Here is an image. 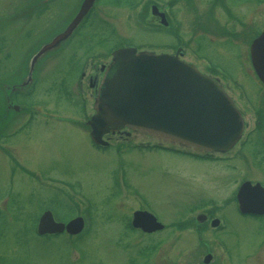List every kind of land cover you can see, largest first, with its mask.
I'll return each mask as SVG.
<instances>
[{"label": "rangeland", "instance_id": "obj_1", "mask_svg": "<svg viewBox=\"0 0 264 264\" xmlns=\"http://www.w3.org/2000/svg\"><path fill=\"white\" fill-rule=\"evenodd\" d=\"M47 1L0 0L1 77L7 78L8 71L21 68L26 50L33 45L39 48L40 40L51 39L61 33L62 27L71 25L82 0ZM222 1L238 5L232 10L243 23L253 20L257 30L264 28V0ZM135 2L143 7L142 21H135L134 14L139 11ZM137 2L101 0L97 16L106 24L91 17L77 42L72 41L59 55L54 52L63 36L53 37L47 47L38 50L41 53L48 48L50 54L40 58L37 84L22 104L30 120L13 136L2 139L0 145V264H200L208 248L202 249L200 243L208 241V232L202 238L191 234L187 222L194 210L207 203L222 206L220 212L227 224L225 231L213 234L226 255L217 264H264V219L240 217L231 202L242 181L264 186V153L258 137L250 132L254 125L252 102L261 96L258 104L264 118V86L254 76L241 48L239 52L240 44L245 47L246 41L238 40L240 44L236 45L220 35L208 36V31L217 29L205 16L209 0ZM151 5L161 11L174 5L177 37L186 50L196 51L218 65L227 79L229 85L219 78L242 116V136H247V141L243 146L236 143L224 153H207L216 157L215 161L161 150L117 149L114 140L107 148H96L89 140L88 128L80 123L81 98L87 115L93 112V99L85 86L78 95L79 73L84 72L86 77L92 73V63H108L109 56L101 54L122 41V35L148 46L147 50L155 54L167 53L165 45L175 46L177 40L167 31L169 27L151 28ZM81 11L75 16L74 26ZM212 14L221 21L219 8ZM180 59L201 70L187 52ZM20 115L19 120L12 118L10 124H3L13 126L25 114ZM18 124L20 127L22 122ZM260 133L264 135V124ZM128 142L147 145L156 143V139L133 133ZM119 178L124 183L121 190L114 185ZM133 195L153 212L163 230L141 235L128 228L138 208ZM83 205L91 226L79 241L71 242L65 233L49 239L36 235L35 219L45 207L65 224L79 216ZM210 253L214 261L218 252Z\"/></svg>", "mask_w": 264, "mask_h": 264}, {"label": "water", "instance_id": "obj_2", "mask_svg": "<svg viewBox=\"0 0 264 264\" xmlns=\"http://www.w3.org/2000/svg\"><path fill=\"white\" fill-rule=\"evenodd\" d=\"M81 10L82 16L87 6ZM156 16L162 17L157 10ZM250 61L264 84V31L250 45ZM93 109L86 125L90 139L100 146L107 145L102 139L105 134L126 128L205 151L224 152L239 139L243 126L230 98L192 65L176 56L136 52L133 48L113 52L96 90ZM236 197L243 213L264 210V188L259 184L243 182ZM131 223L148 232L156 229V223L143 212H134ZM81 227L80 218L64 225L44 211L36 233L65 231L74 235Z\"/></svg>", "mask_w": 264, "mask_h": 264}, {"label": "flooded vegetation", "instance_id": "obj_3", "mask_svg": "<svg viewBox=\"0 0 264 264\" xmlns=\"http://www.w3.org/2000/svg\"><path fill=\"white\" fill-rule=\"evenodd\" d=\"M101 0H98L97 2L94 0H82L80 2V7L77 9L76 14L81 10V8L86 5L87 7H90L89 9V19H91V17H95L97 19V21L101 24H106L107 21L98 18L97 16V10L96 8L99 6V2ZM141 0H138V2H140ZM171 2H176V1H188V0H169ZM49 3V0L47 1ZM137 2V3H138ZM209 5H206L207 7L205 8L206 13V19L208 22L214 23L217 26L216 30H212V31H208V36L211 37V35L214 37V35H220V37H223L224 39L234 43V44H240V42L238 40H242L244 39L246 41L245 47H242V45L240 44L239 47V52L241 53L240 48L243 50V53L245 55V59L247 60V62H249V66H250V61H249V48H250V44L251 42L262 32L264 31V28L261 30H257L256 26H255V21L253 20H247V21H242L241 16L236 14L235 11H233L232 9L235 7H238V5H225L223 3L222 0H212L209 2H207ZM46 5V4H45ZM44 5V6H45ZM92 5V6H91ZM136 5V2L135 4ZM139 5H136V8H139V11L137 13L134 14L135 17V21H142L144 19V11H143V7H137ZM156 5H151L150 6V11L148 14V19L151 20V28L156 29V26L159 27H166L168 28L171 35H173V39L177 40V42L175 43V46L170 47L168 45V52L170 54H177L179 57L184 56V54L187 52L189 53H195L197 56L204 58L207 63L209 64V66H203L198 62H195L194 60L192 62H194L195 64H198L201 68V70H199L201 73H204L208 76H210L211 78H213L218 84L223 85V83H221V81H219V79L214 75L213 73V67L218 65H212L210 63V61L201 55H198V53L196 51H192V50H186V48L184 47V45L182 44V41L180 39V37H177V32L176 29L177 27H179L178 21L176 19V9L174 5H168V11L164 10L161 11L160 9H158V12H161L164 14L166 21H167V26H162L160 25V19L158 17H156V9H152V7ZM174 6V7H173ZM186 6V5H185ZM190 8V7H189ZM217 8H219L220 10V14L221 17L219 19H221V21H219L217 18H215L212 14L213 10H216ZM73 16V18L75 17ZM139 16L141 19H139ZM73 20V19H72ZM72 22V21H71ZM89 22V21H88ZM149 23V25H150ZM86 25H84L83 27L80 26V24H78L75 28H73V26L68 30V34L64 33L67 31V29L69 28V24H67L64 28L62 27L61 33L56 35H53L54 38H60V36H63L61 42L59 43V49H56V51L54 52V55L57 54L59 55L60 53H62L64 51V48L66 46H68L72 41L77 42V38L78 36H80L81 30L82 28H84ZM152 29V30H153ZM141 30V29H140ZM154 31V30H153ZM156 33V31H154ZM87 37H89V33H86ZM51 39H46V40H40V42H42L40 44L39 48H36L35 45H33L29 50L25 51V55L23 56V60L21 62V68L18 69L17 71H14V69L12 71H8L9 73L6 75L7 78H3L0 76V145L2 143V139L4 138H8L13 136L18 129L22 128L26 122L28 123V121L30 120V116L29 113H26L25 110L22 108V104H24V100L28 99L34 89L35 86L37 84V79L39 78V71L42 69L41 63H39L40 58L41 57H46V55L50 54L48 51V48L45 51H42L41 53H37L38 50L43 46H48V42L52 40ZM53 38V39H54ZM122 41L114 44V46H111V48H109L107 51H105V53H102L101 55L104 56L105 55H110L111 52L119 47H133L136 49H140L142 48L143 44L140 43H135L133 42V40H128L126 36L122 35L121 36ZM38 43V42H37ZM46 46V47H47ZM36 48V49H35ZM69 52L76 53V51H70ZM100 55V53H98ZM98 54L94 55L97 56ZM74 55V54H73ZM34 56H36L34 58ZM190 56V54H189ZM92 63V62H90ZM192 64V63H191ZM107 63L104 62H99L97 64H91L89 67L91 68L92 73L88 74L86 77L84 76V72H80L79 73V78L77 80L76 83V88L78 90V95H81L82 93V89L85 86L86 89L88 90V96L90 98H94V94H95V88L99 82V80L101 79L102 76V72L104 70V68L106 67ZM251 67V66H250ZM256 95V94H255ZM257 96V95H256ZM261 98H263V96H261ZM261 98H256L254 99V102H252V111L253 113V127L251 129V133L255 136H257L258 138L262 139L261 142V146L263 147L264 150V135H262L260 133L261 128H262V124H264L263 121V117L260 116V112L262 109V105L260 106L258 103L259 101L261 102ZM259 100V101H258ZM256 104V105H255ZM80 105V103H79ZM81 111H82V107H81ZM24 112V117L20 120L22 122V125L20 127H17L20 121H18V123L16 122L13 126L11 127H5V125L3 123H7L11 122L12 118L13 120H19L18 118L21 117L20 113ZM82 117H83V122L82 120L80 121V123H82L83 125H85V121L88 119V117L90 115H87L85 112H82ZM9 119V121H7ZM89 132V131H88ZM132 134V133H130ZM129 133H116L114 135H106L104 136V138L106 140H109V144L111 140H114L118 143V145H120V143H128L131 135ZM90 140V139H89ZM91 142V140H90ZM91 144L96 147V148H102V147H98L96 145H94L92 142ZM263 144V145H262ZM107 148V147H106ZM117 149H119V147H117ZM165 153H170V154H174V155H180L178 154L179 152H176V150H164ZM208 161V160H207ZM114 185L116 187V184L114 182ZM228 200H225V204L228 203ZM231 202L235 203V212H237V214L242 217V218H247V219H253V220H262L264 219V213L263 214H256V213H241L240 210L238 209V201H237V197H236V193L233 194V201L231 200ZM224 203V202H223ZM210 207V208H208ZM200 210H202L200 212ZM222 210V206L221 205H217V204H209L207 203V205L205 207H202L200 209H196L194 210L193 213V217L191 219V221H189V223L187 222V232H190L191 234L194 233L195 235H198V237L200 235L201 238L203 237V233L204 232H208L207 234V239L208 241H206V243L201 242V247L203 249V247L208 246V248H206L204 250L203 253V257L201 260L200 264H217L218 259H223L226 257L225 255V251L223 249V247L217 243V241L215 240L213 234H219L223 231H225L227 229V224H226V219L224 217V213L220 212ZM39 217V216H38ZM37 217V218H38ZM36 218V220H37ZM131 219V218H130ZM129 219V221H130ZM157 219V218H156ZM36 220H35V224H36ZM58 221V220H57ZM158 221V219H157ZM158 223H160L158 221ZM161 225H159L158 227H156V233L158 231H161L164 229V226L162 225V223H160ZM128 228L130 230H134V231H138L139 233H141V235H145V234H149V233H153L155 231L152 232H145L144 230H142L141 228H134L132 226L129 225L128 222ZM211 236H212V240H211ZM203 245V246H202ZM200 247V248H201ZM263 250V249H262ZM261 250V251H262ZM211 251H217L218 255L216 254V257H214V261H213V256L210 253ZM263 264V263H262Z\"/></svg>", "mask_w": 264, "mask_h": 264}, {"label": "trees", "instance_id": "obj_4", "mask_svg": "<svg viewBox=\"0 0 264 264\" xmlns=\"http://www.w3.org/2000/svg\"><path fill=\"white\" fill-rule=\"evenodd\" d=\"M46 208H48V207H46ZM36 220V219H35ZM48 237V236H47Z\"/></svg>", "mask_w": 264, "mask_h": 264}]
</instances>
